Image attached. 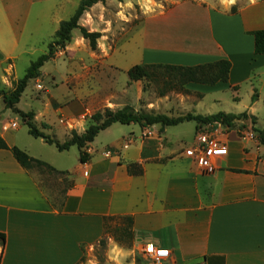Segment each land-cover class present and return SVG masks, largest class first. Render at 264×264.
I'll return each instance as SVG.
<instances>
[{
    "label": "crops",
    "instance_id": "obj_1",
    "mask_svg": "<svg viewBox=\"0 0 264 264\" xmlns=\"http://www.w3.org/2000/svg\"><path fill=\"white\" fill-rule=\"evenodd\" d=\"M71 2L0 0V68L11 61L16 65L21 55L31 53L30 41L38 28L28 31V26L59 27L69 17ZM138 27L140 53H118L124 74L135 64L194 66L227 59L232 63L227 82L187 84L197 99L193 113L219 112L195 108L208 92L215 94L213 101H223L219 94L237 93L251 83L257 96L251 97L249 106L220 111H247L246 121L255 117L253 126L259 128L264 55L255 54L252 32L264 28V0H221L216 5L173 0L167 7L157 4ZM235 93L233 100L238 98ZM2 115L0 137L8 146H18L63 171L53 174L63 175L65 185L52 196L10 149L0 148V233L6 236L0 245V264H85L81 261L85 249L105 237L104 217L127 215L134 219L136 241L170 250L164 259L167 264H264V145L257 137L241 141L230 134L228 155L219 159L213 172H205L185 151L165 158L169 147L155 145L154 137L144 139L142 125L131 123L130 133L103 142L97 156L69 166L37 154L36 147L48 143L32 136L18 114ZM47 119L35 110V124L49 134L45 129L52 131L58 122ZM63 131L66 140L70 132ZM71 148H56L55 157ZM105 149H115L116 156H105ZM127 162L142 164L143 174H130Z\"/></svg>",
    "mask_w": 264,
    "mask_h": 264
},
{
    "label": "rangeland",
    "instance_id": "obj_2",
    "mask_svg": "<svg viewBox=\"0 0 264 264\" xmlns=\"http://www.w3.org/2000/svg\"><path fill=\"white\" fill-rule=\"evenodd\" d=\"M172 1L122 0L119 2V0H109L108 3L90 7L80 19V23L90 31L101 33L97 49L93 50L80 30L75 29L72 41L64 48H59L54 58L45 63L38 78L29 81L17 107L25 111L35 112L36 110L50 122L57 121L59 126L53 127L52 131L45 130L49 135L61 141L65 140L63 128L68 129L70 133L75 128V130L86 129L92 122L93 114L97 111H104L106 107L117 110L129 105L137 112L160 113L169 116L193 113L192 104L197 102V99L192 91L168 87L166 93L161 95V91L165 89L163 80L155 81L147 78L130 82L129 76L124 74V68L118 62V53H131V51L140 53L138 26L147 12L154 11L157 4L167 7L172 4ZM207 1L216 5L221 0ZM79 3L80 0H73L69 3V17L75 12ZM37 28V32L30 41L32 43L31 53L21 55L16 65L11 61L0 68L2 118L17 115L12 109L6 107L2 92L13 90L16 81L24 76L30 63L47 51L48 43L53 39L58 27L54 25L27 27L28 31ZM134 43L135 46L132 49ZM197 85L205 86L204 84ZM194 89L203 90L198 87ZM233 93L235 92L231 90L225 91L219 94L223 97V101H213L215 94L208 92L202 104L195 108L202 110L203 113L229 110L233 106L243 109L251 104L254 89L251 88V83H245L235 93L238 97L235 100H233ZM197 96L200 98V93ZM259 108L261 114L257 127L264 128L263 100L259 103ZM246 123L249 127L253 124L252 120ZM155 125L158 126L152 128L154 125H151L146 129V126H142V136L144 139L154 137L155 145L169 147V154H166L165 158L181 156L182 151L187 153V150L196 146L200 134L206 131L214 133L218 128L212 123L196 126L195 121H187L175 126ZM243 126L244 122L241 119L236 120L233 128L227 130L226 134L237 136L236 131L241 130ZM38 127L42 129L41 126L38 125ZM130 131L127 124L118 123L109 131L100 132L93 146L89 144L87 147L91 158L98 155L103 142L120 138L122 134L130 133ZM95 145L98 148L94 147ZM124 145L128 147V143ZM36 152L44 159L56 161L58 164L72 166L80 161L77 146H72L68 154H60L58 157H55L57 149L54 145H38ZM115 152V149H105L103 154L112 157L116 156ZM31 172L44 190L52 196L65 185L63 175H54L53 172L38 167L31 168ZM119 224L116 220L111 222L109 233L104 237L105 243L99 241L85 249V264H167L164 259L160 263L157 262L148 253L149 244L144 241H136L135 237L129 242L117 240L116 235L119 236L120 233L116 232L115 228Z\"/></svg>",
    "mask_w": 264,
    "mask_h": 264
},
{
    "label": "trees",
    "instance_id": "obj_3",
    "mask_svg": "<svg viewBox=\"0 0 264 264\" xmlns=\"http://www.w3.org/2000/svg\"><path fill=\"white\" fill-rule=\"evenodd\" d=\"M122 1V0H119ZM106 0H80L75 12L65 20L60 22V25L55 32L53 39L48 43L47 51L39 55L33 60L26 69L24 76L18 79L13 90L2 92L4 102L7 108L12 109L17 113L24 123L28 126L29 133L36 137L42 138L48 144L55 145L59 151L69 150L72 146H77L80 153V162L86 163L91 158L87 147L91 144L98 134L110 127L114 123L131 124L139 123L142 126H151L161 124L164 126H175L187 121H195L197 126L200 124H210L215 121L222 123L227 129L233 128L235 121L239 119H248L250 116L247 111L241 113H228L219 111L210 115L186 113L178 116H169L167 114L137 112L132 106L113 110L106 107L104 111H97L92 116V122L88 125L84 132L79 133L73 129L70 136L63 142L55 137L46 134L34 122L35 112L24 111L17 107L20 99L25 92L29 81L36 79L41 75V69L47 61L54 58L59 48H64L72 41L73 31L79 29L82 36L87 39L93 50L98 47V39L101 33L98 31H90L87 27L80 23V19L84 13L93 5ZM235 11V8L233 9ZM254 35V52L256 55H264V28L252 32ZM232 63L227 59L218 60L215 62L199 64L194 66L174 65V64H135L127 71L131 81H139L144 79H153L155 81L163 80L165 89L161 91L164 95L169 88H178L186 91L187 84L190 82L214 85L220 81L227 82L229 79ZM167 88V89H166ZM256 93L252 99L255 100ZM255 123V117H252ZM255 133L260 144L264 145V128H255ZM0 148L10 149L18 162L26 169L38 167L46 169L53 173H63L57 170L54 166L39 158H35L18 146L9 147L3 138L0 137ZM127 170L132 175H141L144 172L142 164L138 162H127ZM234 172H246L240 169H230ZM120 222L115 228L116 239L119 241L129 242L134 239V219L132 216H106L104 217L105 234L109 233L111 222ZM6 236L0 233V245H4ZM100 243H105V238L100 240ZM85 260V256L81 261Z\"/></svg>",
    "mask_w": 264,
    "mask_h": 264
},
{
    "label": "built area",
    "instance_id": "obj_4",
    "mask_svg": "<svg viewBox=\"0 0 264 264\" xmlns=\"http://www.w3.org/2000/svg\"><path fill=\"white\" fill-rule=\"evenodd\" d=\"M241 121L244 122V126L241 130L236 131L238 138L241 141L256 138L257 136L253 124L249 127L246 123V119H241ZM12 125L14 126L16 123ZM212 125L218 126L215 132H203L199 135L196 146L193 149L187 150V153L197 160L200 168L205 172H213L217 168L219 159H222L229 153L227 144V141H229V134L226 133L227 130L231 129L223 127L222 123L219 121L213 122ZM220 129L222 130L220 131ZM147 251L159 263L162 259H167L170 256L169 249L157 248L153 244L148 245Z\"/></svg>",
    "mask_w": 264,
    "mask_h": 264
}]
</instances>
